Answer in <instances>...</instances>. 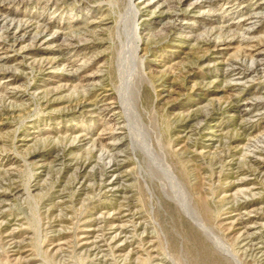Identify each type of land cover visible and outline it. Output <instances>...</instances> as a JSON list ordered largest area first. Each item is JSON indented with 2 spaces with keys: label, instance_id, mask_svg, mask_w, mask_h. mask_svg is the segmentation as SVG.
<instances>
[{
  "label": "rangeland",
  "instance_id": "rangeland-1",
  "mask_svg": "<svg viewBox=\"0 0 264 264\" xmlns=\"http://www.w3.org/2000/svg\"><path fill=\"white\" fill-rule=\"evenodd\" d=\"M227 1L0 0V264H234L189 201L264 264V0Z\"/></svg>",
  "mask_w": 264,
  "mask_h": 264
},
{
  "label": "bare ground",
  "instance_id": "bare-ground-1",
  "mask_svg": "<svg viewBox=\"0 0 264 264\" xmlns=\"http://www.w3.org/2000/svg\"><path fill=\"white\" fill-rule=\"evenodd\" d=\"M130 1V0H129ZM197 1H199V0H197ZM230 1H232V0H230ZM230 1L228 2L227 1V3H230ZM154 2H151V1H149L148 3H146L145 5L147 6V5H152ZM228 5V4H227ZM233 5V4H232ZM231 5V6H232ZM192 6V5H191ZM234 7V6H233ZM130 9H131V13L132 14H134V17L137 15V11L134 9V6H131L130 5ZM230 9H232V7L230 8ZM233 11V10H232ZM253 11V10H252ZM178 16V15H177ZM262 18V17H261ZM244 20H246V21H248V23H251V22H253V21H256V20H261L260 19V17L259 16H256V15H250V16H248L246 19H244ZM134 24H135V22H134ZM21 27H22V25H21ZM227 29V28H226ZM21 30V29H20ZM249 28H246L245 29V32H247L248 34H249ZM43 31H45V30H43ZM134 33L136 32V28L134 27ZM38 32H39V30H38ZM227 32V31H226ZM40 34H41V32H39ZM247 33H245V34H247ZM37 34V33H36ZM229 34V33H228ZM20 35V34H19ZM51 35V34H50ZM12 36V35H11ZM209 36V35H208ZM212 36V35H211ZM236 36V35H235ZM210 37V36H209ZM208 37V38H209ZM232 37V36H231ZM13 38H15V37H13ZM235 38V37H234ZM216 40V39H215ZM225 40H228V39H225ZM232 40V39H231ZM245 40V42L247 41L246 40V38L244 39ZM249 40V39H248ZM14 41V40H13ZM71 41V40H70ZM207 41V40H206ZM212 41V40H211ZM218 42H220V41H218ZM69 43H71V42H69ZM137 43H139V37H137V35H135V46H134V52H135V50L137 49V46H138V44ZM226 43V42H225ZM228 43V42H227ZM212 44V43H211ZM248 48V47H247ZM260 53V52H259ZM2 58V57H1ZM261 60V59H260ZM255 62V61H254ZM258 62V61H257ZM260 62V61H259ZM259 62L256 64V65H259ZM255 64V63H254ZM254 66V65H253ZM233 67V66H232ZM236 68V67H235ZM251 68V67H250ZM257 68V67H256ZM255 68V69H256ZM249 69V68H248ZM233 70V69H232ZM251 70V69H250ZM243 71H245V70H243ZM258 71V70H257ZM246 72V71H245ZM252 72V71H251ZM240 75V74H239ZM238 77V76H237ZM241 81V80H240ZM236 85V84H235ZM246 111V110H245ZM261 152V151H260ZM110 155V154H109ZM259 155V154H258ZM256 157V156H255ZM159 161L161 162V164H162V166H163V168L165 169V177L168 179V181H169V183H171V184H173V185H175V188H176V186L177 187H179L180 188V182H179V180L177 179V177L173 174V172L170 170V168L164 163V161H163V159L162 158H160L159 159ZM111 164V163H110ZM110 169V168H109ZM114 169V168H113ZM260 171H262V170H260ZM113 172V171H112ZM244 182V181H243ZM112 185V184H111ZM110 186V185H109ZM112 187V186H111ZM112 190H113V187H112ZM178 192H179V190H178ZM180 193V192H179ZM181 196H182V194H181ZM185 197V196H184ZM188 197V196H187ZM184 199H186V198H184ZM183 199V200H184ZM188 199V198H187ZM186 202V201H185ZM184 205V204H183ZM186 206H182V208L184 209V210H186V212H187V215H188V217L190 218V220L192 221V223H194L198 228H199V230L200 231H202V233H204V235L207 237V239H208V241H210L214 246H215V248L216 249H218L225 257V259H227L226 257H228L229 259H231L232 261H233V263L234 264H240L239 262H238V260H237V258H236V256H235V254L234 253H232L231 251L232 250H230V248H228L227 247V245L222 241V239L220 238V237H218L217 235H215V233L213 232V230L211 229V228H209V227H207L204 223H203V221H202V219H201V217H200V214H198L197 213V209L195 210V208L193 207V206H191V204H190V201L189 202H186V204H185ZM252 210H253V208H252ZM245 225V224H244ZM251 226H244L243 228H244V230H246L247 231V229H249ZM90 228V227H89ZM94 231V230H93ZM117 231V230H116ZM244 232V234H243V238H241L242 240H240L241 242H250L251 241V237H252V235L254 234V232ZM242 233V232H241ZM254 237V236H253ZM95 238V237H94ZM97 240V239H96ZM105 240V239H104ZM96 242V241H95ZM99 242V241H98ZM254 242V241H253ZM84 243V242H83ZM90 243V242H89ZM237 244V243H236ZM239 244V243H238ZM248 244V243H247ZM96 245V244H95ZM103 246V245H102ZM245 246V245H244ZM248 246H250L249 244H248ZM89 247V246H88ZM101 247V246H100ZM238 247H240L239 245H238ZM245 248V247H244ZM248 248V247H247ZM98 249V248H97ZM236 250V249H235ZM241 250V249H240ZM237 251V250H236ZM235 251V252H236ZM245 251V250H244ZM253 252V251H252ZM255 252V251H254ZM244 253V252H243ZM242 253V254H243ZM250 253V252H249ZM260 254V253H259ZM244 255V254H243ZM252 256V255H251ZM255 256H256V254H255ZM264 256V255H263ZM247 257V256H246ZM248 258V257H247ZM247 258H245V259H247ZM230 260V261H231ZM260 262V261H259ZM259 262H257V263H259ZM232 263V262H231Z\"/></svg>",
  "mask_w": 264,
  "mask_h": 264
}]
</instances>
